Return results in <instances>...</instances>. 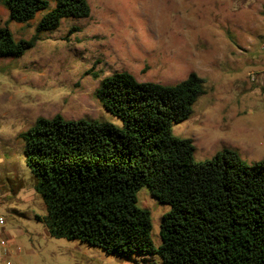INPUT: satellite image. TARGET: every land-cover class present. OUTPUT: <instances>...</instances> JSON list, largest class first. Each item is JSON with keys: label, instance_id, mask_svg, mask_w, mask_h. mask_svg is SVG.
I'll return each instance as SVG.
<instances>
[{"label": "rangeland", "instance_id": "rangeland-1", "mask_svg": "<svg viewBox=\"0 0 264 264\" xmlns=\"http://www.w3.org/2000/svg\"><path fill=\"white\" fill-rule=\"evenodd\" d=\"M46 1L48 10L55 6ZM87 1L88 18L63 19L22 56L0 58V215L19 250L13 264H162L157 255L119 258L51 238L18 135L55 115L121 126L95 97L100 81L114 73L161 85L195 73L204 94L186 120L171 126L172 135L192 142L196 161L224 149L248 165L264 161V0ZM45 12L15 23L0 4V27L15 40H30ZM136 206L149 213V238L159 246L169 206L147 187L138 191Z\"/></svg>", "mask_w": 264, "mask_h": 264}, {"label": "trees", "instance_id": "trees-1", "mask_svg": "<svg viewBox=\"0 0 264 264\" xmlns=\"http://www.w3.org/2000/svg\"><path fill=\"white\" fill-rule=\"evenodd\" d=\"M0 4L21 24L46 11L30 40H15L0 27V58L22 56L39 33L91 12L87 0H56L49 10L46 0ZM203 86L195 73L174 85L114 73L100 81L95 97L121 126L55 115L20 133L48 235L119 258L157 255L162 264H264V161L248 165L230 149L196 161L192 142L171 133ZM142 187L170 208L157 247L149 213L136 206Z\"/></svg>", "mask_w": 264, "mask_h": 264}, {"label": "built area", "instance_id": "built-area-1", "mask_svg": "<svg viewBox=\"0 0 264 264\" xmlns=\"http://www.w3.org/2000/svg\"><path fill=\"white\" fill-rule=\"evenodd\" d=\"M5 221L2 215H0V264H13L12 257L18 253V249L15 248L13 242L5 237Z\"/></svg>", "mask_w": 264, "mask_h": 264}, {"label": "crops", "instance_id": "crops-1", "mask_svg": "<svg viewBox=\"0 0 264 264\" xmlns=\"http://www.w3.org/2000/svg\"><path fill=\"white\" fill-rule=\"evenodd\" d=\"M5 237H8L6 231H5ZM17 254H18V253H16V254L12 257V263H13L14 257H15Z\"/></svg>", "mask_w": 264, "mask_h": 264}]
</instances>
